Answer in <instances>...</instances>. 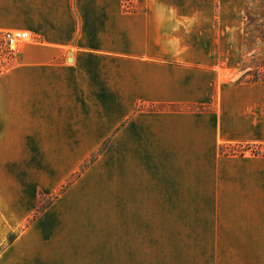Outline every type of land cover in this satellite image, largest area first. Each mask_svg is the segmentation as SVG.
<instances>
[{
  "label": "crops",
  "instance_id": "0c3cea01",
  "mask_svg": "<svg viewBox=\"0 0 264 264\" xmlns=\"http://www.w3.org/2000/svg\"><path fill=\"white\" fill-rule=\"evenodd\" d=\"M245 6L146 0L144 12L132 13L123 0H0V33L31 37L0 72V221L18 234L0 264H264L74 252L75 187L97 180L95 166L72 181L103 143L119 162L134 150L130 163L142 172L135 187L151 196L160 188L205 195L201 166L217 161L222 144L264 146V83L225 76L240 61ZM256 173L261 179L264 168ZM57 195L29 224L40 202Z\"/></svg>",
  "mask_w": 264,
  "mask_h": 264
},
{
  "label": "rangeland",
  "instance_id": "374dc122",
  "mask_svg": "<svg viewBox=\"0 0 264 264\" xmlns=\"http://www.w3.org/2000/svg\"><path fill=\"white\" fill-rule=\"evenodd\" d=\"M248 1L250 12L260 21L257 30L264 32V0ZM3 49L0 43V54ZM240 49L239 63L225 76L233 84H249L255 74H264V42L258 38L245 44L243 34ZM108 144L95 149L74 174V187L93 166L91 177H97L75 187L82 190L74 193V252L264 259V175L256 179V171L264 168L263 145L222 144L217 161L211 163L213 159L208 158V164L201 166L206 172L205 195L203 190L198 196L193 190L183 195L181 189L160 188L157 196H151L143 195L150 189L135 187L142 172L141 165L130 163L134 150L125 162H119L118 150H109ZM240 159L252 163H240ZM55 200L56 196L42 200L40 209ZM9 239L0 221V251Z\"/></svg>",
  "mask_w": 264,
  "mask_h": 264
},
{
  "label": "trees",
  "instance_id": "16d2710c",
  "mask_svg": "<svg viewBox=\"0 0 264 264\" xmlns=\"http://www.w3.org/2000/svg\"><path fill=\"white\" fill-rule=\"evenodd\" d=\"M137 2H130V0H123L124 5L126 6V10L132 13H141L146 10V0H136ZM263 12H264V5H263ZM260 21L255 18V15L250 12V3L247 0L245 6V15H244V42L247 44L249 41L254 39H260V41L264 42V32H261L259 29L260 25H258ZM264 73V72H262ZM249 83H264V74H255V78L251 80ZM264 147V146H261ZM77 177H80L79 175ZM74 182V180L72 181ZM65 190V188H64ZM63 191V190H62ZM59 195L56 196V199ZM43 207V206H42ZM50 207V206H49ZM48 207V208H49ZM47 209L44 207L39 209V211L34 215V217L30 220V223L35 222L42 213ZM10 239L8 245H11L18 237V234L10 233Z\"/></svg>",
  "mask_w": 264,
  "mask_h": 264
},
{
  "label": "built area",
  "instance_id": "2783aa9c",
  "mask_svg": "<svg viewBox=\"0 0 264 264\" xmlns=\"http://www.w3.org/2000/svg\"><path fill=\"white\" fill-rule=\"evenodd\" d=\"M31 37L27 32L7 31L0 33V43L4 46L0 54V67L7 69L15 59L16 52L24 43L30 42Z\"/></svg>",
  "mask_w": 264,
  "mask_h": 264
}]
</instances>
